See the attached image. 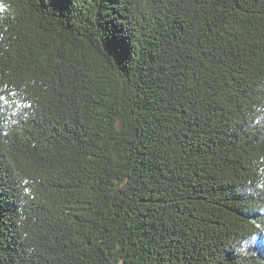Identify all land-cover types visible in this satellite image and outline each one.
<instances>
[{
    "label": "trees",
    "instance_id": "1",
    "mask_svg": "<svg viewBox=\"0 0 264 264\" xmlns=\"http://www.w3.org/2000/svg\"><path fill=\"white\" fill-rule=\"evenodd\" d=\"M0 264H264V0H0Z\"/></svg>",
    "mask_w": 264,
    "mask_h": 264
}]
</instances>
